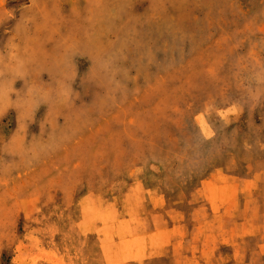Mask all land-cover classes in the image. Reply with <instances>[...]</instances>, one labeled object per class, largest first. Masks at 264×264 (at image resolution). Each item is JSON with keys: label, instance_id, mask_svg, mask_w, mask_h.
Instances as JSON below:
<instances>
[{"label": "rangeland", "instance_id": "rangeland-1", "mask_svg": "<svg viewBox=\"0 0 264 264\" xmlns=\"http://www.w3.org/2000/svg\"><path fill=\"white\" fill-rule=\"evenodd\" d=\"M0 264H264V0H0Z\"/></svg>", "mask_w": 264, "mask_h": 264}]
</instances>
